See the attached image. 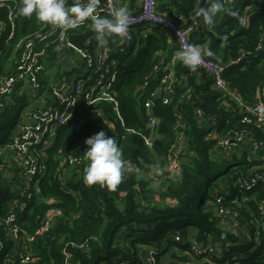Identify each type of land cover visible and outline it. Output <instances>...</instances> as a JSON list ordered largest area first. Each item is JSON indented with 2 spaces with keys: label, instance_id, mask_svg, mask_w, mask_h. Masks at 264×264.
I'll use <instances>...</instances> for the list:
<instances>
[{
  "label": "trees",
  "instance_id": "obj_1",
  "mask_svg": "<svg viewBox=\"0 0 264 264\" xmlns=\"http://www.w3.org/2000/svg\"><path fill=\"white\" fill-rule=\"evenodd\" d=\"M14 2H17L19 8L22 0ZM198 2L202 6L205 0H159L158 11L171 19L174 16L166 13L171 10L190 16L197 10ZM13 6L11 2L8 6L0 7V20H7L9 8ZM247 9L252 10L253 15L249 27L243 29L240 28V22ZM230 11L237 15H231ZM19 16L21 35L26 36L43 29L45 23L37 22L34 15L32 18ZM91 23V20L87 22L85 31L94 32ZM198 26L204 27L211 41L205 47L200 42H192L190 36L192 44L210 49L215 55L206 57L219 64L236 58L242 52L254 53L258 37L264 33V0H229L215 15L213 26H208L204 21L198 22ZM224 36H227V41L222 40ZM118 38L114 36L106 40ZM96 43L98 41L94 32L90 49ZM112 47L111 58L119 72L114 94L125 127L132 131L126 132L121 126L110 103L94 107L79 104L76 107V117L83 120L81 127H75L77 121L62 127L47 152L48 169L40 183L44 201L35 205L33 212L28 210L21 215L22 224L33 233L39 223L38 218L47 210L58 208L63 212L49 233L39 236L32 244L35 258L32 264H64L62 248L67 241L84 245L83 248L67 247L72 257L71 264H140L146 256L147 248L156 251L155 264H184L190 254L188 240L195 243L211 241L224 255L235 257L244 253L248 257L247 261L253 260L250 264H258L254 261H257L256 256L259 258L261 250L247 253L250 248L243 244L225 250L226 243L235 242L237 236L219 226L213 198L215 193L226 192L230 194L228 201L244 196L236 183L252 169L264 166V132L252 124L241 123L243 114L237 105L232 104L231 99L213 86L211 77L205 71H186L187 67L178 62L173 69L177 81L170 100L168 103H164L161 98L156 101L154 113L158 117V137L154 147L149 148L139 133H149L144 102L149 93L159 87L166 74V64L170 59L166 54L172 51L167 34L152 25L139 26L132 30V40L127 49ZM59 50L66 48H50L46 63ZM159 51L165 55L159 56ZM156 66H159L157 70ZM224 77L229 88L236 91L245 103L255 104L258 89L264 86V50L252 54L239 65L229 67ZM145 83L147 86L142 90ZM226 100L227 104L224 103ZM31 103L29 93L18 84L9 103L0 109V217L10 200L13 181L12 178L4 177L5 163L1 148ZM96 110L101 112L100 117H93ZM198 112L205 119L215 118L216 124L211 125L199 119ZM178 116L183 117L185 123L183 132L186 141L179 155L180 172L169 175V149L179 140ZM105 120L114 123L117 133L104 123ZM95 128L116 138L122 150V159L138 168V172L123 177L115 189L98 184L89 186L83 182L86 163L76 170H68L66 184L62 185L57 180L60 162L58 151L62 150L65 155L74 152L84 156L83 152L88 147L85 141L91 137L89 132ZM239 129L253 132L255 140L261 145L257 153L250 155L242 146L228 156H212L216 141L208 138L214 130L224 135ZM223 168H226L228 178L219 181ZM156 181L158 185L153 187ZM208 185L212 195L201 197ZM261 185L253 192L258 193L259 202L264 201ZM240 211L247 218L253 213L258 214L255 203H249ZM176 234H180L184 243L175 242ZM178 247L184 255L175 252Z\"/></svg>",
  "mask_w": 264,
  "mask_h": 264
},
{
  "label": "built area",
  "instance_id": "obj_2",
  "mask_svg": "<svg viewBox=\"0 0 264 264\" xmlns=\"http://www.w3.org/2000/svg\"><path fill=\"white\" fill-rule=\"evenodd\" d=\"M14 1L0 0V7L8 6V3L11 2L14 3V6L9 8L7 20H0V61L6 47L11 48L10 54L12 55V60H14L12 64L13 70L10 72L2 71L3 63H0V109H3L9 103L18 84L22 86L29 85L33 102L23 112L19 124L1 150L2 155L8 152L12 154L16 164H14L12 174L10 200L3 216L0 217V264H32L35 261L32 244L39 236L49 233L58 222V219L62 217L63 212L58 208L47 210L44 215L38 218L39 223L33 233L22 224L21 215L28 210L33 212V207L44 201L41 196L40 183L48 169L47 152L54 144L55 138L62 127L73 121H77L75 127H81L83 120H79L76 117V107L79 104L94 107L101 103H110L121 126L126 132L132 131L125 127L119 111V102L114 94V87L118 82L119 72L111 58L112 45L121 50L127 49L129 42L132 40V30L139 26L152 25L165 31L168 40H175L180 50L192 44L190 36L197 28L198 22L203 21V17L197 16L195 11L190 16L188 23L180 24L158 11L159 0H140L137 9L129 11V31L125 37H119L113 41L105 40L104 43L98 42L90 49L92 36L86 41L85 49L80 50L75 48L69 39L70 36L88 31H85V29H87L86 25L89 20L69 30H63L45 23L40 31L23 36L20 34V16L17 14L18 4ZM228 1L219 0L223 7ZM73 2L74 0H67L68 5ZM211 3L212 0H205L202 6ZM118 7L116 0H99L97 10L99 15L110 18L111 12ZM252 15V10L247 9L244 12L240 28L246 29L249 27ZM214 23L215 16L213 17V23L207 25L211 27ZM52 47L56 49L61 47L68 50L72 49L81 60V66L73 76L64 74L60 77L58 83L46 85L43 82V74L46 69L48 50ZM263 50L264 33L259 35L254 53L249 51L242 52L236 58L230 59L223 64H219L205 56L204 62L196 70L205 71L211 77L213 86L231 99L232 104L237 105V108L243 114L241 123L252 124L264 132V86L258 89L256 94L257 102L253 105H248L236 91L229 88L224 77V73L229 67L239 65L247 57L252 54L256 55ZM174 62L175 59L172 64ZM158 67L156 66L155 70ZM172 67L173 65L166 66V74L161 79L159 87L149 93L148 99L144 102L147 119L146 128L149 133H139V135L149 148L154 147V142L158 137L156 130L158 117L154 113L156 101L161 98L164 103H168L174 91V84L177 81L175 74L172 72ZM146 86L147 83L143 84L142 90ZM34 100H42L41 105L35 103ZM224 103L227 104V100ZM94 116L100 117L101 112L96 110L93 114ZM197 117L211 125L216 124L215 118L205 119L200 112H198ZM104 123L114 133H117L114 123L108 120H105ZM178 127L179 140L169 149L167 161V172L169 175L180 172L179 155L186 141V135L183 132L185 123L181 116H178ZM91 131L89 133L93 136L102 130L95 128ZM106 135L108 136L107 133ZM208 139L216 141L211 153L214 157L218 155L228 156L242 146L244 147L247 140L251 141V146L255 153L261 146L255 140L253 132L246 129L233 130L224 135L214 130ZM57 156L60 160L57 168V180L62 185L66 184V174L69 175L68 170H76L87 163L84 156L77 155L74 152L65 155L62 150H59ZM129 167L133 171L128 172L127 169ZM133 172H138V168L129 162L125 163L123 177L129 176ZM260 184H262L264 192V166L252 169L245 178H240L237 181L236 185L244 196L241 198L235 197L228 201L229 193H215L213 206L215 207L219 226L224 230L236 233L237 236L235 242L226 243L225 250H229L230 247L235 249L242 244L250 248L247 253H255L261 250L258 254L260 255L259 258L256 256L257 261L254 262L264 264V201L259 202L258 193H253L254 189ZM249 203H255L258 214L253 213L250 218H247L241 213L240 209L247 207ZM242 237L246 238V242H242ZM174 240L177 244L184 243L180 234L174 235ZM188 241L190 254L188 261L184 264H250L253 262V260L251 262L247 261L248 257L244 253L235 257L224 255L223 251L219 252L211 241L206 243ZM68 246L84 247V245L73 241L65 242L62 248L64 264H71L72 257L67 252ZM175 252L178 255H184L179 247L175 249ZM155 254L156 251L153 248H147L146 256L141 260L140 264H155Z\"/></svg>",
  "mask_w": 264,
  "mask_h": 264
},
{
  "label": "clouds",
  "instance_id": "obj_3",
  "mask_svg": "<svg viewBox=\"0 0 264 264\" xmlns=\"http://www.w3.org/2000/svg\"><path fill=\"white\" fill-rule=\"evenodd\" d=\"M99 0H74L71 5L67 0H22L17 14L26 18L33 15L37 22L54 25L63 30L74 29L86 20H91V27L96 33V39L104 43L110 37L123 38L129 31V10L124 7L115 8L110 18L98 14ZM223 9V4L216 0L206 6L197 4L196 15L202 16L205 24H212L213 17ZM230 14L236 16V12ZM227 36L222 40L227 41ZM215 54L207 48L189 44L175 53V59L190 70H196L203 62L204 57ZM87 150L83 152L87 165L83 171L85 185H100L115 189L125 173V161L122 159V150L115 137L107 136L105 131L86 139ZM128 172L133 171L131 167ZM158 185V181L153 187Z\"/></svg>",
  "mask_w": 264,
  "mask_h": 264
},
{
  "label": "crops",
  "instance_id": "obj_4",
  "mask_svg": "<svg viewBox=\"0 0 264 264\" xmlns=\"http://www.w3.org/2000/svg\"><path fill=\"white\" fill-rule=\"evenodd\" d=\"M116 2L119 7L122 6L128 9L129 11H133L137 9L140 0H116ZM166 13L174 16V19L180 24L188 23L189 18L191 16V15L186 16L185 14H180L174 10L168 11ZM191 39H192V42L193 41L200 42V44L205 47H208L211 41V39L206 34V30L202 26L197 27L195 34L191 35ZM168 45L172 48V51L169 54H166L170 58L166 65H173L172 69H174L177 63L180 62L177 59H175V53L179 50V47L175 40H168ZM163 55H165V53L162 51H159V56H163ZM10 56L12 58V55L9 53V55H7L5 59L3 60L2 71L10 72L13 70L11 67L12 64L10 62L11 60ZM174 59H175V62L174 64H172V61ZM46 65L47 66L43 74V82L46 85H50V84L58 83L60 77H62V75L64 74L73 76L74 73H76V71L80 69L81 60L79 59L75 51L66 49V50H61V51L59 50L58 52L53 54L52 57L48 60V63H46ZM186 71H188V68H186ZM172 72L175 74L174 70ZM23 88L29 93V96L31 97V100H32V91L29 85H24ZM34 102L41 105L42 100H38V101L34 100ZM244 150L249 152L250 155L255 154V152L252 149L250 140H247V142L245 143ZM2 156H3L2 158L4 159V163H5L4 164L5 165L4 177L13 178L12 174L14 171V164H16V160L14 156L10 154L9 152L4 153Z\"/></svg>",
  "mask_w": 264,
  "mask_h": 264
},
{
  "label": "water",
  "instance_id": "obj_5",
  "mask_svg": "<svg viewBox=\"0 0 264 264\" xmlns=\"http://www.w3.org/2000/svg\"><path fill=\"white\" fill-rule=\"evenodd\" d=\"M94 32L92 30H88L79 35L70 36V43L77 49H85L86 41L88 38L92 37ZM242 242H246V238L242 237Z\"/></svg>",
  "mask_w": 264,
  "mask_h": 264
},
{
  "label": "rangeland",
  "instance_id": "obj_6",
  "mask_svg": "<svg viewBox=\"0 0 264 264\" xmlns=\"http://www.w3.org/2000/svg\"><path fill=\"white\" fill-rule=\"evenodd\" d=\"M10 51H11V48H10V47H6V48H4V52H3V54H2L1 61H0L1 64L3 63V60L5 59V57H6L7 55H9ZM10 59H11V60H10L11 64H13V61H14V60H12L11 56H10ZM11 67H12V65H11ZM1 150H2V148H1ZM2 157H3V156H2ZM2 159H3V158H2ZM225 171H226V168H223V169H222V173L219 175V177H220L219 181H220V180H227L228 175L225 173ZM205 195H207V196H211V195H212V189L210 188L209 185H208L207 187L204 188V190L202 191L201 197H204ZM138 250H139V249H138ZM139 251H140V253H141V250H139ZM172 251H173V250H172ZM165 258H167V256H166ZM169 260H170V259H169ZM169 260H168V262H169Z\"/></svg>",
  "mask_w": 264,
  "mask_h": 264
}]
</instances>
